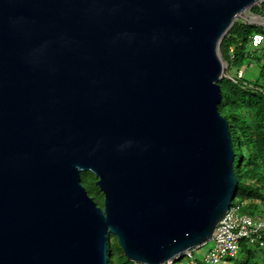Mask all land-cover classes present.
Returning a JSON list of instances; mask_svg holds the SVG:
<instances>
[{
  "label": "water",
  "instance_id": "1",
  "mask_svg": "<svg viewBox=\"0 0 264 264\" xmlns=\"http://www.w3.org/2000/svg\"><path fill=\"white\" fill-rule=\"evenodd\" d=\"M264 0H0V264H160L236 195L220 43ZM90 171L103 194L82 185Z\"/></svg>",
  "mask_w": 264,
  "mask_h": 264
},
{
  "label": "trees",
  "instance_id": "2",
  "mask_svg": "<svg viewBox=\"0 0 264 264\" xmlns=\"http://www.w3.org/2000/svg\"><path fill=\"white\" fill-rule=\"evenodd\" d=\"M249 11L264 16V2ZM254 35L263 38L257 45H253ZM220 53L226 62V76L218 83L221 95L218 110L228 121L235 153L238 185L233 201H243L250 216L264 218V26L237 19L223 37ZM250 64L258 67L254 77L245 74ZM232 67L234 73L229 72ZM238 70L242 71L241 77ZM80 177L88 194L102 206L103 195L95 184V175L82 171ZM108 241V264H132L113 235L108 234ZM114 247L120 250L122 258L114 257ZM238 253L242 256L236 264H264V242L245 239L240 242Z\"/></svg>",
  "mask_w": 264,
  "mask_h": 264
},
{
  "label": "built area",
  "instance_id": "3",
  "mask_svg": "<svg viewBox=\"0 0 264 264\" xmlns=\"http://www.w3.org/2000/svg\"><path fill=\"white\" fill-rule=\"evenodd\" d=\"M262 40L261 35H254L253 45L259 44ZM241 75L242 71L238 70V77ZM243 206L244 202L241 200L232 201L226 213L218 221L210 239L207 240L211 241L212 245L202 259L196 258L192 250H189L160 264H227L226 257L236 256L241 239L258 241L262 244L264 242V218L255 219L242 212ZM132 264L144 263L133 262Z\"/></svg>",
  "mask_w": 264,
  "mask_h": 264
},
{
  "label": "rangeland",
  "instance_id": "4",
  "mask_svg": "<svg viewBox=\"0 0 264 264\" xmlns=\"http://www.w3.org/2000/svg\"><path fill=\"white\" fill-rule=\"evenodd\" d=\"M246 14L247 15H252V13L249 10L246 11ZM229 72L230 73H234L235 72V68H233V67L230 68ZM257 72H258V67L256 65H254V64H250L247 67V69L245 71V74L247 76H249V77H254V76L257 75ZM242 212H246L245 208L242 209ZM253 218H257V216L255 215ZM243 240H245V239H241L240 242H242ZM211 245H212V242L211 241H207L205 244L200 245L199 247H196V248L192 249L193 255L196 258H198V259H202L205 256V254L208 251V249L211 247ZM113 254H114L115 258L117 256L122 258V254H121L120 250L118 248H116V247L113 248ZM241 256L242 255L240 253H237V255L235 257H232V258L226 257L225 260L228 262V264H236L237 261H239L241 259ZM219 264H222V263H219Z\"/></svg>",
  "mask_w": 264,
  "mask_h": 264
},
{
  "label": "bare ground",
  "instance_id": "5",
  "mask_svg": "<svg viewBox=\"0 0 264 264\" xmlns=\"http://www.w3.org/2000/svg\"><path fill=\"white\" fill-rule=\"evenodd\" d=\"M256 21H259V22H264V20H262L261 18H255Z\"/></svg>",
  "mask_w": 264,
  "mask_h": 264
},
{
  "label": "flooded vegetation",
  "instance_id": "6",
  "mask_svg": "<svg viewBox=\"0 0 264 264\" xmlns=\"http://www.w3.org/2000/svg\"><path fill=\"white\" fill-rule=\"evenodd\" d=\"M102 193V192H101ZM103 195V194H102ZM102 200H103V198H102ZM103 202V201H102Z\"/></svg>",
  "mask_w": 264,
  "mask_h": 264
}]
</instances>
